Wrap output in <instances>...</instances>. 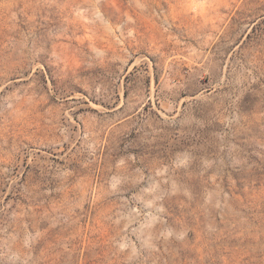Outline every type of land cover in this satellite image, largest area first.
<instances>
[{
	"label": "rangeland",
	"instance_id": "rangeland-1",
	"mask_svg": "<svg viewBox=\"0 0 264 264\" xmlns=\"http://www.w3.org/2000/svg\"><path fill=\"white\" fill-rule=\"evenodd\" d=\"M0 264H264V0H0Z\"/></svg>",
	"mask_w": 264,
	"mask_h": 264
}]
</instances>
